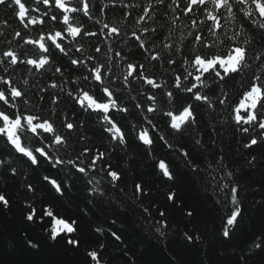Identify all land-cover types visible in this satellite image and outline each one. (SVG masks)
Here are the masks:
<instances>
[{
    "label": "snow or ice",
    "instance_id": "snow-or-ice-1",
    "mask_svg": "<svg viewBox=\"0 0 264 264\" xmlns=\"http://www.w3.org/2000/svg\"><path fill=\"white\" fill-rule=\"evenodd\" d=\"M0 6L10 9L23 29L12 34L15 47L13 40H7L8 46L0 50V71L5 74L0 75V167L16 176L13 160L22 159L34 170L45 169L41 181L58 196L80 182L89 196L103 197L106 187L115 188L122 180L111 160L117 149L127 147L129 136L149 150L163 141L193 172H205V180L224 194L222 204L227 211L221 216L220 232L231 240L243 220V209L238 182L223 164L224 157L216 160L215 167L209 161L201 169L193 163L187 145L173 148L159 134L158 124L163 122L168 135L187 136L200 146L202 139L192 135L201 122L198 109L211 112L227 105L234 127L244 137L243 147L251 149L264 142V50L253 46L258 38L264 49V0H0ZM161 7L165 11L158 15ZM109 13L119 16L108 21ZM161 16L166 24L161 23ZM97 25V30H91ZM34 29L36 36L31 35ZM126 29H131L130 35ZM101 37L104 47L96 44L86 49L81 43L85 38ZM118 45L135 50L143 59L133 62L123 47L116 49ZM20 65L40 79L47 77L43 86H34L37 103L29 99L28 79L21 81L24 88L14 81L13 73ZM149 65L164 71L157 76ZM234 80L242 91L229 105L226 87ZM68 100L71 115L60 108ZM80 115L94 118L108 146L89 145V137L73 136L84 128ZM133 115L137 122L125 131L124 124ZM75 144L82 146L77 149ZM154 166L162 179L175 183L171 162L157 157ZM25 189L36 191L32 183H26ZM147 195L142 183H133L135 200L161 237L170 227L169 207L181 209L189 218L194 215V210L184 209L174 188L164 193L166 207L155 203L144 207ZM10 206L9 197L0 191V207ZM81 212L87 216L90 209ZM24 219L40 224L51 241L81 246L79 220L54 212L47 201L28 203ZM93 231L111 232L103 226ZM111 236L121 240L116 232ZM184 238L189 243L199 240L188 232ZM26 243L39 246L31 240ZM104 248V244L86 248L89 264H106L101 255ZM257 250L264 251V233L255 236L248 254Z\"/></svg>",
    "mask_w": 264,
    "mask_h": 264
},
{
    "label": "trees",
    "instance_id": "trees-1",
    "mask_svg": "<svg viewBox=\"0 0 264 264\" xmlns=\"http://www.w3.org/2000/svg\"><path fill=\"white\" fill-rule=\"evenodd\" d=\"M126 2L135 3L137 0ZM164 11L161 7L158 15ZM96 15L99 17L98 13ZM118 16L119 13L116 16L109 13L107 20L111 21ZM161 23H167L162 16ZM183 23L187 24V20H183ZM99 27L97 25L91 30L95 31ZM14 30H23L22 25L10 9L0 6V32L4 33L0 36V41H5L0 43V50L8 46L7 40H13ZM126 30L130 35L131 29ZM31 35L36 36L37 31L32 30ZM101 40L103 37L99 40L85 38L81 43L86 49H90L92 45L101 44ZM16 43L13 40L11 46L15 47ZM253 46L257 50H264L258 38ZM101 47L104 45L101 44ZM122 47L118 45L116 49L120 50ZM123 51L130 53L129 58L133 62L143 59L135 50L123 47ZM149 68L157 76L164 71L159 66L153 69L149 65ZM0 75L5 74L0 71ZM13 77L21 88L25 87L21 81L29 80V99L37 103L38 97L34 95L37 87L34 86H43L47 77L40 79L35 73H29L23 65L18 66ZM168 78L171 81L170 75ZM226 91L231 97L230 105L242 89L234 80L226 87ZM216 93L219 94L218 90ZM213 99L215 100V96ZM45 104L47 107V102ZM60 108L71 115L72 102L68 100L61 103ZM44 115L47 116L48 113L45 112ZM198 115L201 122L192 135L202 139L200 146L194 145L187 136L181 139L177 135H168L163 122L158 124L159 134L166 136L173 148L180 144L187 145L193 163L201 169L209 161L215 167L216 160L220 156L224 157L223 164L234 173V179L238 182L243 209V220L231 240L222 237L220 232L221 216L227 211L222 204L225 196L205 180L206 173L193 172L183 163V158L174 155L163 141H157L149 150L133 136H129L127 147L117 149L111 160L113 166L122 173V180L115 188L106 187V195L103 197L89 196L84 184L80 182L64 196H58L41 181L45 169L34 170L22 159L13 160V166L18 169L16 176L7 168L0 167V191H4L11 201L8 209L0 207V264H89L85 250L97 248L99 244L105 245L101 255L106 264H264V251L257 250L248 254V247L255 236L264 233V142L251 149L244 148V137L234 127L227 105L211 112L198 109ZM79 120L84 121V128L79 133H73L74 137L85 135L89 137V145L108 146L107 139L94 118L80 115ZM136 122L135 115L129 117L124 124L125 131H129L131 124ZM56 124L59 128V120ZM74 146L79 149L82 145ZM0 150H3L2 140ZM157 157L166 158L176 169L177 179L174 184L160 177L154 166V159ZM134 182L142 183L149 193L143 197L144 207L151 208L153 203L166 207L164 193L171 187L177 192V199L182 202L184 209L194 210L193 217H187L179 208L169 207L170 227L165 237L159 236L155 232L154 221L142 211L140 202L133 196ZM26 183H32L36 191L27 192ZM35 200L47 201L53 206L54 212L79 220L82 239L79 248H72L63 240H49L40 224L25 221L27 205ZM89 200L93 203L89 204ZM86 207L90 209V213L84 216L81 210ZM151 210L155 216V210ZM96 226L116 232L121 240L117 241L112 237L110 231H105L103 235L95 233L93 228ZM185 232L195 233L199 240L189 243L184 238ZM26 240L37 243L38 248L30 247ZM241 256L244 258L241 259Z\"/></svg>",
    "mask_w": 264,
    "mask_h": 264
}]
</instances>
